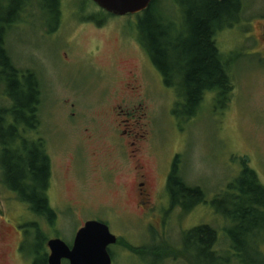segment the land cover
<instances>
[{"label":"rangeland","instance_id":"rangeland-1","mask_svg":"<svg viewBox=\"0 0 264 264\" xmlns=\"http://www.w3.org/2000/svg\"><path fill=\"white\" fill-rule=\"evenodd\" d=\"M243 2L238 24L217 35L221 51L232 59V89L230 97L223 103H218L216 97L208 93L197 114L186 120L173 112L180 92L178 87L166 86L159 73L155 70L152 73L144 63L139 69L138 79L143 86L134 102H141L145 107L147 115L142 122H147L153 139L158 142L151 155L157 165L154 185L156 192L160 193V200L164 202L168 199L164 185L168 176V161L173 154L181 155L179 167L185 182L201 188L206 200L203 203L194 200L188 212L181 211V208L174 210L171 237L173 244H177L173 245L177 246V252L174 249L170 253L177 258L168 255L158 264H212L200 254V247L194 241L187 249L190 256L183 248V232L203 224L216 231L215 250L221 255V262L239 264L227 231L235 229L237 223L232 214L242 208L246 197L236 188L230 189L229 185L236 184L244 165L253 169L264 185V46L261 42L257 43L261 25L264 24V0ZM167 3L168 0H160L163 7ZM36 9L31 8L30 13L36 12L32 20L26 23V17H22V21L9 27L6 48L20 67L26 68L29 60L34 59L40 69L43 89L40 133L46 135V129L53 125L66 124L67 112L60 107L66 99L68 103L78 102L80 123L86 122V114L90 117L88 109H94L93 116L98 114L99 117H95L100 120L103 108L112 103H128V100H121L127 81L126 71L143 62L142 54L132 47L136 46L133 44L136 30L128 32L129 27L140 22L139 17L135 14L107 15L92 0H62L63 27L60 35L53 37L40 26V10ZM92 21H103V27L97 29L91 26ZM77 23L78 33L72 32ZM66 40L74 45L70 52L72 59H76L78 54V77L74 64L68 68L61 65L60 53ZM95 46L99 50L91 53ZM70 83L71 88L68 86ZM77 83L78 101L72 89ZM142 112L140 110L137 117ZM69 136L67 131L54 136L60 141H56L58 146L52 156L54 203H78V216H104L111 230L120 233L130 244L135 243L137 237L142 236L143 239L147 228L137 220L129 221L140 216L134 208L132 186L124 190L119 188L117 182L121 176L116 173L114 185L99 182L102 170L95 169L91 157H86L77 181L69 150L72 144ZM105 157L107 159L108 156ZM7 196L8 191L0 185V220L20 214L19 207L6 202ZM102 205L110 206L114 214ZM23 214L22 220L26 223L33 218L31 212ZM78 223L73 218L71 222L58 226L66 242L72 240ZM244 225L250 231L239 238L236 245L245 253V258L253 255L257 261L261 260L258 257H264V208L252 213ZM138 228L141 233L136 231ZM25 229L32 231L29 226ZM41 232L47 239L53 233L49 228H41ZM42 233L39 232V235L43 237ZM8 240L14 244L16 237L12 235ZM28 242L30 248L38 246V241L33 238L28 237ZM113 249L119 254L114 264H153L150 256L137 253L132 248L113 246ZM10 262L21 264L14 256Z\"/></svg>","mask_w":264,"mask_h":264},{"label":"trees","instance_id":"trees-1","mask_svg":"<svg viewBox=\"0 0 264 264\" xmlns=\"http://www.w3.org/2000/svg\"><path fill=\"white\" fill-rule=\"evenodd\" d=\"M61 1L0 0V177L22 199L37 201L33 206L37 214L49 212L42 190L49 160L20 137L31 134L38 126L42 81L36 74L17 67L6 48L5 38L9 27L15 21H22L21 14L26 8L44 10L55 17L59 15ZM243 5V0H168L163 7L160 0H151L142 12L138 22L140 43L164 74L168 87L175 84L173 75H177L180 92L174 114L186 120L195 116L208 93H212L218 103L230 97L232 59L221 51L217 35L238 24ZM177 24H180L179 30H176ZM180 160L181 155L177 154L168 175L167 193L172 203L181 205L189 201L190 205L184 207L190 209L195 201H206L205 193L185 182ZM229 188H236L246 197L242 208L232 214L237 223L235 229L227 231L234 255L239 264H264V257H258L261 259L258 261L253 255L245 258V253L236 245L237 240L250 231L244 223L252 213L264 208V185L255 171L244 165L240 178ZM192 241L212 264H223L215 250L216 231L210 225H198L184 234L185 252Z\"/></svg>","mask_w":264,"mask_h":264},{"label":"flooded vegetation","instance_id":"flooded-vegetation-1","mask_svg":"<svg viewBox=\"0 0 264 264\" xmlns=\"http://www.w3.org/2000/svg\"><path fill=\"white\" fill-rule=\"evenodd\" d=\"M178 9L179 8H176V11ZM30 11V8H26L25 13H23V15L21 14L22 17H26V23L35 17L36 12L32 11L30 13ZM105 13L111 16V14L107 12ZM39 14V24L47 30V34L53 37L59 36L63 27V14L61 13V10L59 15L55 17H52L47 11L44 12V10H40ZM141 14L142 12L135 15L139 17L138 19H140ZM73 17L75 18V16ZM92 22L93 23L90 25L97 29H101L104 24L103 21ZM261 26L257 43L260 44L261 42L264 46V24ZM179 28L180 24H177L176 30H179ZM128 30V32L131 30L134 32V30H136L134 33L136 36L134 37L133 44L137 47L133 45L132 47L137 48L138 52H140L143 57V62H138L126 71L127 81L124 83V91L121 94V100H128V103L117 102L103 108L101 110L100 120L96 118L99 117L98 114L95 115L96 117L93 116L94 109H88L91 112V118L88 114H86V122L84 123V121H82L83 123H80L78 122V102L68 103L66 99L65 104L60 106L67 112L65 125H53L52 128L46 129L47 134L43 135L39 131L42 124L41 119H39L37 128L34 129L31 134L20 137L21 139L28 140L30 143L29 145L38 149L44 158L49 160L50 167L48 169L45 186L42 189L44 190L43 193L46 196L45 201L48 205L49 212H46L45 214H37L33 210V206L37 203V201L22 199L15 191L10 189L0 177V185L8 191V196L5 198L6 202L9 201L12 203V206L19 207V212L21 214L13 217L9 216L0 220V264H11L10 259L13 256L14 258L17 257L21 264H51L50 256L52 251L48 245V241L58 238L63 240L71 248L78 231L83 228L88 221H97L105 224L110 233L116 237V241L108 244L106 247L108 255L110 256V264H114L116 257L119 256L118 252L113 249V246L128 248L129 250L132 248L137 253L150 256L153 260V264H158L162 258H167L168 255L174 257V259L177 258L175 254L170 253L174 249L177 252V246H173L177 244H173V238L171 237V222H173L172 213L177 208H181V211L183 212H188L190 209H185V207H188L190 203L189 201H181V205L178 203L175 204L171 202L169 196L164 202L160 200V193L156 192L154 185L156 182L155 171L157 165L151 155V152L157 149L158 142L153 139L151 130L147 127V122H142V119L147 115L144 110L145 107L141 102H134L135 98L140 96L143 86L138 79L139 69L143 66V63L147 65L148 70L152 73H154L153 70L157 71L164 83L165 77L162 71L155 65L152 58L145 51L138 39V35L140 33V30H138V21L135 26L129 27ZM71 31H76L78 33V23L76 28ZM245 34L244 36H246ZM66 41H64V50L60 53L62 68H68L74 64L78 77V54L76 59H72L70 52L72 51V47L74 45L70 40ZM96 50H99L98 46H95L94 49L91 50V53H94ZM16 65L18 68L29 73L36 74L40 78V69L34 59L29 60V64L26 68L20 67L18 64ZM173 77L176 82L174 84L175 87L179 88L177 75L174 74ZM71 85L72 83L68 84L70 88ZM72 89L76 93L75 96L78 101V83L77 86ZM140 110H143V112L137 117V113ZM62 131H67L68 136L70 135L69 140L72 144L69 150L72 154L71 159L73 160L74 174L77 181L78 174L81 172L80 169L82 165L85 164L84 161L86 157H91L94 161L93 165L95 169L101 168L102 170V176L98 179L99 182L105 183L106 185H114L116 181V173L121 176L119 177V182H117V186L119 188L124 190L129 185L132 186L135 195L134 208L136 211L140 212V216L129 221L136 222L137 220L141 222L145 228H147L143 239H141L142 236L137 237L136 242L130 244L122 235H120V233H116L111 230L108 220L104 216H78V203H74L72 201H66L58 204L54 203L52 199L54 188L52 156L56 153L55 149L58 146V142L56 141H59L54 136ZM78 140L80 142L79 145ZM105 156H108L107 159ZM175 156L176 155L173 154L168 161V175L172 169ZM167 180L168 176L166 178L164 189H167ZM102 208L114 214V210L110 208V206L102 205ZM26 212H31L33 217L31 221L27 223L22 220L24 216L23 213ZM107 215L110 216L109 214ZM73 218H75L77 222L79 221V223L72 236V240L70 242H66L62 233L59 232L58 226L62 225V223L71 222ZM26 226L31 227L32 231H27L25 229ZM41 228H49L50 231L52 230L53 233L49 235L48 239L45 237L46 235L41 232ZM151 229L155 230L152 231ZM136 231L141 233L139 228L136 229ZM39 232L42 233L41 235H43V237L39 235ZM186 232L183 233L185 234ZM12 235L16 237L14 244L8 240V237H12ZM28 237L38 241V246L35 245L30 248L28 244ZM58 264H70V262L67 258L62 257L59 259Z\"/></svg>","mask_w":264,"mask_h":264},{"label":"water","instance_id":"water-1","mask_svg":"<svg viewBox=\"0 0 264 264\" xmlns=\"http://www.w3.org/2000/svg\"><path fill=\"white\" fill-rule=\"evenodd\" d=\"M99 8L111 15L122 16L138 14L145 11L151 0H92ZM116 237L110 233L108 227L97 221H88L78 231L70 248L61 239H51L50 262L58 264L60 258L65 257L70 264H110V256L106 247L114 243Z\"/></svg>","mask_w":264,"mask_h":264}]
</instances>
